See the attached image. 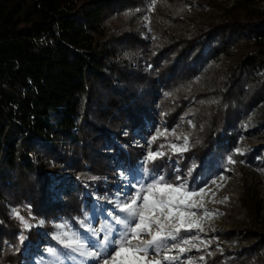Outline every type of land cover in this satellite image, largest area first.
I'll return each mask as SVG.
<instances>
[{"label":"trees","instance_id":"1","mask_svg":"<svg viewBox=\"0 0 264 264\" xmlns=\"http://www.w3.org/2000/svg\"><path fill=\"white\" fill-rule=\"evenodd\" d=\"M150 1L0 0V264H82L54 239L56 225L87 234L80 222L87 217L93 227L92 201L105 209L116 200V164L133 173L141 149L132 136L161 108L170 126L193 105L194 125L188 151H166L147 165L149 174L193 183L224 153L243 156L233 151L235 132L264 100V7L238 0L203 17V0L195 9L192 0H155L148 9ZM134 8L148 11L155 44L133 27ZM134 51L147 52L152 67L126 57ZM245 157L257 161L252 151ZM245 198L255 220L256 200ZM13 209L32 227L23 228ZM262 220L241 229L234 264H264ZM45 238L60 256L28 259L25 249ZM205 256L210 264L222 255Z\"/></svg>","mask_w":264,"mask_h":264},{"label":"rangeland","instance_id":"2","mask_svg":"<svg viewBox=\"0 0 264 264\" xmlns=\"http://www.w3.org/2000/svg\"><path fill=\"white\" fill-rule=\"evenodd\" d=\"M193 7L195 9L196 2L198 0H192ZM238 0H203L204 2V12L203 17L210 10L211 6H219L220 12H223L226 7L231 4L236 3ZM249 5L251 8H263L264 0H249ZM152 6V0L148 4V9ZM134 15L133 27L139 29L141 36L145 39L147 44L153 45L156 43L157 34L154 32L150 25V18L148 11L140 12L137 8L131 11ZM147 17V19H145ZM126 57L128 59H133L134 61L139 60L142 64H146L144 67L150 69L152 67L149 61V54L143 51H134L127 53ZM157 106L161 105V101L156 102ZM166 110L164 108L157 110L151 120L147 122L145 127L141 132L135 133L132 136V143L139 146L141 149L140 161L134 169H132V174L123 170V165L121 163L116 164V170H120L121 175L117 180L115 187L116 200L118 197L124 198L128 195H134L136 188L139 183L150 182V177L153 174H149L148 178H145L143 174V161L144 157L147 155L149 149L152 151L161 150L159 146L161 144L165 145L163 151H169L167 147L169 143L182 145L183 137L189 134L187 125L191 128L194 125V107L189 106L183 113L184 120L179 123L168 126L165 122ZM189 121L191 123H189ZM157 129L161 133L167 129V138L164 135L159 136L158 146H154V143L150 144L148 141L152 136L157 134ZM173 131L175 135H172ZM236 137L233 144V151L237 147L244 149L243 156L236 159L232 157L231 152L224 153L220 156V159L215 166L214 170L206 177L203 181H195L193 183L188 182L189 190L195 188L197 191L199 188H204V193H199L198 195L191 197V200L197 204L202 203L204 208H193L185 209V211L195 212V219L201 224L203 231L199 229H193L191 231H182L176 239H169L165 242V249H171V251H161L159 256L155 251H150L148 258L150 260L161 259L164 255L177 256L178 259L175 261H164V264H209L207 262V256L210 257L214 255V250L217 249L219 253L224 257H217L215 264H234L230 259L233 258L234 252L239 250L242 242H239L238 237H240L241 229L244 230L245 227H255L260 228L262 223V215L264 214V100H262L258 105L254 106L246 118L242 121L241 125L236 130ZM179 136L181 139H177ZM189 138V137H188ZM254 152L256 163H251L245 157L246 153ZM181 155V154H178ZM231 156L235 163H230L228 157ZM179 167L176 166V169ZM61 174H66V171H60ZM159 175H162L159 172ZM76 176V175H75ZM182 179H187L185 175L178 174ZM126 177V179L124 178ZM188 181V179H187ZM215 181V183H213ZM88 191V190H86ZM249 195L251 198H255L256 206L259 211L255 220L251 218V213L249 210V199L245 197ZM227 197V199H225ZM104 203L105 209H101L98 204L97 196L93 202V211H95L96 216H91L93 218V227L100 228L103 224L110 220L109 213L116 212L118 210L114 208V205L110 203ZM205 210L209 213H215V215L208 216L205 215ZM69 225L68 223H64ZM70 226V225H69ZM71 230L73 228L70 226ZM157 229L153 228V233ZM79 232L78 230H73ZM234 231L235 234L231 236H226L225 233ZM194 237H197L194 239ZM148 235L142 236L141 239H150ZM183 240H189V244H183ZM135 238L133 243H135ZM53 241L45 238V240L38 243V246L32 252L29 248L25 249L24 255L30 259L33 258L35 254L48 253L46 250L51 245L52 248H56V244ZM179 244L180 247L189 249L185 252H179L178 249L174 248L173 245ZM37 251V252H36ZM58 254V253H57ZM59 257L60 255H56ZM202 258V259H201ZM89 264H96L95 259H89ZM33 264V261H30Z\"/></svg>","mask_w":264,"mask_h":264},{"label":"snow or ice","instance_id":"3","mask_svg":"<svg viewBox=\"0 0 264 264\" xmlns=\"http://www.w3.org/2000/svg\"><path fill=\"white\" fill-rule=\"evenodd\" d=\"M152 4H155V0H152ZM167 131L165 129L164 133H161L157 129V134L148 141L149 145L161 135L167 138ZM172 135H175L174 131ZM176 138L181 139L179 136ZM182 139V145L172 143L167 145L172 154H182L188 151L189 138L184 136ZM159 148L161 150L158 151L149 149L144 157L143 174L145 178H148L150 173L147 165L168 154L163 151L165 145L161 144ZM243 151L245 150L240 147L235 149L238 154H243ZM228 160L230 163H235L231 156ZM196 167L197 165L193 164L189 168L188 177H191ZM204 191V188H199L198 191L195 188L189 190L187 179H182L180 176H177L175 181H169L165 175H152L150 182L139 183L134 195L118 197L117 200L110 201L118 210V214L110 212V220L100 228H93L90 223L86 222V217L85 221L80 222L85 228L86 235L82 236L79 232L71 230L67 224H59L56 227L62 231H59L54 239L64 248L78 253L82 258V264L88 259H95L96 264H164V261H175L178 257L169 255H164L161 259L150 260L149 252L155 251L159 256L161 251H171V249H165V242L169 239H176L182 231L193 229L203 231L201 224L195 219V212L185 211V209L204 208L202 203L197 204L191 200V197L204 193ZM12 214L21 222L23 228L32 227L25 217L20 215L19 209H13ZM205 215L212 216L215 213L205 210ZM39 223L42 224L43 221ZM153 228L157 229L154 233ZM145 235L151 238L141 239ZM134 238L135 243H133ZM19 239L23 242L25 236L21 234ZM182 243L189 244L190 241L183 240ZM173 247L181 253L189 250L180 247L179 244ZM46 251L52 256L56 255L55 248L49 247Z\"/></svg>","mask_w":264,"mask_h":264}]
</instances>
